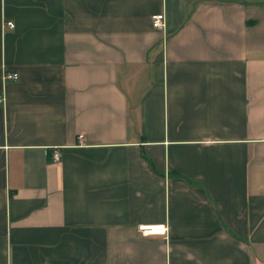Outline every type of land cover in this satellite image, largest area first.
Wrapping results in <instances>:
<instances>
[{"label": "crops", "instance_id": "crops-1", "mask_svg": "<svg viewBox=\"0 0 264 264\" xmlns=\"http://www.w3.org/2000/svg\"><path fill=\"white\" fill-rule=\"evenodd\" d=\"M0 264H264V0H0Z\"/></svg>", "mask_w": 264, "mask_h": 264}, {"label": "built area", "instance_id": "built-area-1", "mask_svg": "<svg viewBox=\"0 0 264 264\" xmlns=\"http://www.w3.org/2000/svg\"><path fill=\"white\" fill-rule=\"evenodd\" d=\"M5 27L12 29L13 24L11 22H4ZM164 17L162 14H157L151 17V27L157 30L164 29ZM17 79V75L14 73H4L2 75L3 81H15ZM77 140L81 141L82 136H77ZM59 159V155L57 153L52 154V162H57ZM137 232L141 236H164L166 233V227L164 225H154V226H137Z\"/></svg>", "mask_w": 264, "mask_h": 264}]
</instances>
